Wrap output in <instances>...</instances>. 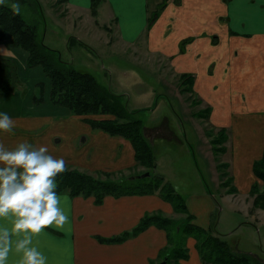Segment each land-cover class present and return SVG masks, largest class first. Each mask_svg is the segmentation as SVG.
I'll use <instances>...</instances> for the list:
<instances>
[{
    "label": "crops",
    "instance_id": "crops-1",
    "mask_svg": "<svg viewBox=\"0 0 264 264\" xmlns=\"http://www.w3.org/2000/svg\"><path fill=\"white\" fill-rule=\"evenodd\" d=\"M90 1L79 3L67 0L66 3L69 8L82 12L79 15L78 11L72 14L77 21L83 23L87 16L95 27L110 31L98 21L100 3L97 15L92 16ZM180 1L179 7L171 3L169 10L167 8L151 23L145 46L150 52L167 58L174 68L195 74L193 90L202 99L204 106L207 104L211 108L208 122L218 130L225 129L228 140L231 141L226 146V154L230 157L227 163L232 184L237 191L235 198H231V194L226 195L225 189L223 191L219 186L222 181L220 175L215 171V175L213 173L217 164L213 163V157L206 154L211 150L206 149L208 145L201 139L203 134L201 136L196 131L197 125L193 122L196 117L189 116L195 111H183L180 107L176 110L182 115V121L191 124L192 130L201 140L202 151L206 154L203 155L204 161L211 158L207 168L210 167L213 182H216L218 190L221 189V200L230 197L232 203H238V197L247 195L256 181L252 166L261 158L264 148V0ZM103 2L106 4L109 22L115 21L110 32H114L116 44L122 51L137 52V39L141 37L147 24L144 21L141 28L140 25L137 26V0ZM138 3L144 11L145 0H138ZM170 16L174 21L173 27L169 28L167 24ZM145 17L147 20L148 13ZM213 37L216 38V44L212 43ZM105 42L110 44L106 39ZM180 47L184 48L183 54L179 53ZM59 58L61 59L60 56ZM26 59V51L12 47L8 40L0 41V61L15 64L19 77L9 85L10 90L0 96V110L7 111L15 121L11 134L0 133V140L6 146L14 147L21 140L30 141L36 146L47 145L54 156L65 159L70 170L90 176L98 173L131 172L133 167H137L135 174L147 170L135 162L134 152L128 141L93 129L85 121L89 116L73 115L68 109L54 105L50 100L49 79L40 66L27 69ZM42 83L43 100L35 103L37 87ZM25 87L28 89L26 96H20V91ZM23 93L24 91L21 94ZM172 100L178 102L181 99L174 96ZM201 109L198 108V111ZM143 110L147 108L131 110L133 117ZM170 120L161 122L159 119L157 123H142L140 120L142 134L155 157L156 171L182 196L188 213L193 216L192 224L206 231H214V213L220 205L211 192H206L207 183L192 150L188 153L202 181L203 187L200 186V190H193L192 183L187 179L185 183L181 181L179 176L183 172L176 170L171 158L159 162L155 154L156 141L171 136L169 132L164 137L160 133L163 129L167 130ZM175 121L180 128V119L175 116ZM185 187L188 188V193L181 191ZM61 194L67 197L64 206L69 216L68 221L62 229L49 225L33 237V243L47 256L48 264L156 262L166 245V232L155 226L118 243H101L97 238H111L130 231L145 214L161 213L174 220H180L185 215L175 216L176 212L171 205L157 194L105 196L100 204H96L93 197H72L67 192ZM213 233L221 236L215 231ZM236 245V241L230 242L234 254L257 259V254L236 249ZM186 248L188 257L180 260V264H202L193 238L187 239ZM253 255L257 257L254 258ZM17 259L18 254L11 252L8 264H16ZM258 260L264 264V259Z\"/></svg>",
    "mask_w": 264,
    "mask_h": 264
},
{
    "label": "rangeland",
    "instance_id": "rangeland-1",
    "mask_svg": "<svg viewBox=\"0 0 264 264\" xmlns=\"http://www.w3.org/2000/svg\"><path fill=\"white\" fill-rule=\"evenodd\" d=\"M23 1L24 2L18 0L20 6V11L18 13L22 15L27 24L36 26L37 38L39 41L41 40L46 47L57 50L61 59L65 62H71L75 70L92 75L102 87L108 89L113 94L120 95L118 97L120 102L124 105L126 104V108L129 111L147 108V110L139 112L134 118L141 120L142 123H149L152 121L157 123L159 119L162 120L161 122H168V119H171L167 125V130L163 129L160 132L163 137L167 136L165 133H171L170 138H161L156 141L155 154L159 162L171 158L172 165L176 167V170L179 173L183 172V174L179 176L182 178L181 181L185 183L187 179L192 183L191 188L193 190H200V186L203 187L202 181L197 173L195 163L192 161L190 153H188L190 149L192 150L196 159V164L200 167L202 175L207 183V189L204 186L206 192H211V195L215 197L217 203L220 205L214 213V231L219 233L221 235L220 237L228 241L229 244L232 241H236V249L250 251L255 255L257 254L258 257L253 255L254 258L257 257V259L250 260L253 264H259L260 261L258 259H264V209H262V212L259 211V208L253 207L252 203L254 197L250 196L249 192L247 195H240L238 197L239 204L232 203L233 200L231 198H235L236 193H229L232 195L230 196L231 198L225 197L226 199L221 200L222 195L220 194V190L222 189L224 191L225 189L226 195H228L227 192L229 187H221V189L218 190L216 182H213L214 179L213 175L210 173V167L207 168V165H210L211 158L205 162L203 155L208 153L209 156L213 157V163L215 165L217 164V166L218 164L221 166V163L227 164V167H220L217 171L213 169L214 175L215 172L216 174L218 173L221 177L223 176V178L219 177L222 180L224 179V181L230 177L227 163L230 157L226 154V151L220 152L217 148L215 153H212V151L206 152V154L203 153L201 140L192 130L191 124L182 121V115L176 110L177 107H180L182 110L184 109L187 111L189 109L197 112L198 108L201 107L204 109L208 106L207 104L204 106L202 99L194 90L192 92L180 94L178 92V88L180 89L181 75L191 74L192 72L181 71L174 68L169 64L167 58L150 52L147 49V45L145 46L149 26L153 20H156L160 14L164 13L171 3L179 7L181 1L145 0L146 4L143 11L137 0V26L140 25L139 28H141L144 21L147 22L141 37L137 39V52L134 50L122 51L121 47L116 44L117 41L114 37V32H110L114 27L115 21L109 22L107 8H105L106 4L103 2L104 0H100L97 18L101 25L106 26L107 30L111 29L107 32L102 30L101 27H95L87 16L85 22L81 23L77 21L72 14H76L78 11L77 15H79L81 11H75L72 7L69 8L66 3L67 0L63 2L62 0ZM76 1L81 3L86 0ZM13 2L14 0H4L2 4L12 8L11 5ZM132 12H134L133 9ZM146 13H148L147 20L145 17ZM173 21V17L170 16L167 24L169 28L173 27ZM147 25H149L148 30L146 29ZM105 39L107 42L110 41V44H106ZM214 39L216 38H212V43L216 44L217 41L214 43ZM182 47L179 48L180 54L184 53V48ZM12 66L16 77L19 78L16 73L15 64ZM193 75L195 76L194 73ZM42 86L44 91L43 83ZM186 87L187 86H185V89ZM23 91L24 93L21 94ZM27 92L28 89L25 87L20 91V96L25 97ZM42 94L38 86L36 96L39 97ZM174 96H177L178 99L181 100H178V102L172 100ZM157 97L160 98L157 99ZM86 116H89V119L93 120L112 119V117L108 115ZM175 116L179 118L182 123L180 128L176 126ZM193 122L197 125L196 131L199 132L201 136L203 134L201 139H203V142L207 143V145H209L208 142L211 139H216L218 137L219 130L210 125L208 118L196 117L193 119ZM119 138L125 140L123 137ZM198 139L199 141L196 142ZM229 144H231V141H229L227 137L222 146L226 148ZM215 147L218 146L216 145ZM206 149L210 150L212 148L211 146H206ZM131 170V172L109 173L111 174L109 180L125 179L128 177V179H130V177L135 175L146 173L142 171L135 174L137 167H133ZM65 171H70V168L66 166ZM105 174L107 173H98L94 175L95 177H92L103 180L106 178ZM231 185L233 186L232 179ZM263 187L264 184H259V192L264 190ZM181 191L188 193L189 190L185 187ZM180 214L183 215L182 213H176L175 216H181ZM182 217L183 218L178 221L184 223L187 215L185 214ZM192 221L193 219L189 222L192 224ZM179 238L180 237H177L176 240L178 241ZM188 238L192 237H183L181 239L185 246ZM157 262L160 264L165 262L166 264V259H159Z\"/></svg>",
    "mask_w": 264,
    "mask_h": 264
},
{
    "label": "trees",
    "instance_id": "trees-1",
    "mask_svg": "<svg viewBox=\"0 0 264 264\" xmlns=\"http://www.w3.org/2000/svg\"><path fill=\"white\" fill-rule=\"evenodd\" d=\"M90 3L91 15L96 16L100 0H91ZM2 40H8L12 47L21 48L27 52V68L35 66L42 68L50 82V100L54 105L64 107L77 116H111L112 119L86 118L85 121L93 129L100 130L111 137L119 136L127 140L133 148L135 162L146 167L145 172L149 173L147 177L132 180L128 179L129 177L109 180L111 174H105L106 178L99 180L77 170L64 171L58 174L57 191L59 193L67 192L72 197L79 195L93 197L96 204H100L105 196L157 194L170 204L176 213L187 215L185 222L181 223L164 217L161 213L145 214L132 230L111 238L98 237L99 242H122L150 226H155L166 232V245L159 253V259H166V264H180V260L187 259L188 250L181 240L183 237H192L195 240V248L202 264H253L250 258L235 255L231 251L229 242L215 235L212 229L206 231L189 222L193 216L188 213L184 199L171 183L165 181L164 177L156 171L155 157L142 134L141 121L134 118V113L120 102L118 98L120 95L113 94L102 87L92 75L79 72L72 67L71 63L60 59L58 52L39 41L35 25L27 24L21 14L0 3V41ZM0 74L1 96L10 90L9 85L16 79V75L11 64L1 61ZM180 82L179 94L193 91L194 76L192 74H182ZM38 86L42 94L43 86L42 84ZM185 86H187L186 89ZM42 100V95L34 98L35 103H41ZM209 113L210 107L207 106L197 112H191L189 116L208 118ZM218 132V137L208 142L212 153H215L216 148L220 152L226 151L225 146H222L227 139L226 131L219 129ZM216 145L218 147H215ZM220 167H227V164L221 163V166L218 164L216 170ZM252 169L256 181L251 185L249 195L254 197L252 203L254 208L264 209V190L259 192V184H264V148L261 158L253 163ZM219 186L229 187L228 194L236 192V188L231 185L230 177L226 181L223 179ZM177 237H180L178 241ZM150 264L160 263L156 261Z\"/></svg>",
    "mask_w": 264,
    "mask_h": 264
},
{
    "label": "clouds",
    "instance_id": "clouds-1",
    "mask_svg": "<svg viewBox=\"0 0 264 264\" xmlns=\"http://www.w3.org/2000/svg\"><path fill=\"white\" fill-rule=\"evenodd\" d=\"M11 6L20 11L18 0ZM14 124L0 110V133L11 134ZM65 169V159L54 156L47 145L21 140L8 147L0 140V264H8L11 252L18 254L16 264H48L33 237L49 225L62 229L69 219L67 197L57 191L58 174Z\"/></svg>",
    "mask_w": 264,
    "mask_h": 264
},
{
    "label": "water",
    "instance_id": "water-1",
    "mask_svg": "<svg viewBox=\"0 0 264 264\" xmlns=\"http://www.w3.org/2000/svg\"><path fill=\"white\" fill-rule=\"evenodd\" d=\"M147 176H149L148 172L140 174V175H137V176L130 177V180H132L134 178H144V177H147ZM163 264H165V262Z\"/></svg>",
    "mask_w": 264,
    "mask_h": 264
}]
</instances>
